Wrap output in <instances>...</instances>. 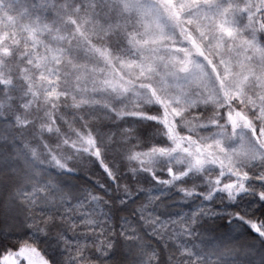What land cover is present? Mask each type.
Returning a JSON list of instances; mask_svg holds the SVG:
<instances>
[{
    "label": "snow or ice",
    "instance_id": "obj_1",
    "mask_svg": "<svg viewBox=\"0 0 264 264\" xmlns=\"http://www.w3.org/2000/svg\"><path fill=\"white\" fill-rule=\"evenodd\" d=\"M0 264H264V0H0Z\"/></svg>",
    "mask_w": 264,
    "mask_h": 264
}]
</instances>
